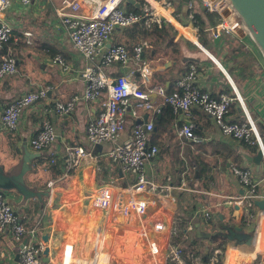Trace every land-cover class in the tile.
<instances>
[{
    "label": "crops",
    "instance_id": "1",
    "mask_svg": "<svg viewBox=\"0 0 264 264\" xmlns=\"http://www.w3.org/2000/svg\"><path fill=\"white\" fill-rule=\"evenodd\" d=\"M58 1L32 0L30 4L24 5L20 0H10L0 13V20L8 23L12 30L7 50L11 51L17 60L16 72L0 78V163L6 171H10L23 157L24 151L35 155L31 168L24 174L26 185L35 194L25 199L15 189L3 191L28 228H38L36 241L41 251L43 244L45 249L48 248L40 254L39 264L41 258L42 264H52L55 259L58 261L60 248L63 246L62 264H119L117 261L167 264V243L169 240L173 241L170 232L175 230L178 221L186 224L188 242L197 238L196 233L199 231L211 232L222 223L242 222L241 199L245 188L231 173L230 165L237 163L252 169L254 177L261 180L257 191L264 195V162L261 161L257 169L255 163L246 158L255 155L259 150L258 146L248 143L245 145L240 140L224 135L212 117L197 106H192L189 113L173 112L174 117L170 123L158 127L155 118L160 117V111L165 104L156 93H152L151 99L159 111H144L139 117H133L127 112L119 140L129 137L135 124L153 120L154 129L150 142L157 145L158 151L154 159L146 163L145 173L155 183H168L175 187L168 195H133L124 190L126 199L131 196L146 199L147 214L141 222L137 221L133 212L128 215L115 211L105 213L96 206L95 197L105 186H111L117 192L134 183L136 176L123 173L117 165L109 161L106 156L109 143L92 145L86 137V125L100 110L99 102L80 101L68 115L46 111L52 101L66 100L83 90L84 81L80 72L89 63L74 49L57 17L55 7ZM100 1L85 0L80 12L86 15L92 13ZM140 1L142 5L143 0ZM171 1L177 7L176 12L171 11V14L182 20L179 15H186L187 12V9L183 8V1ZM164 2L166 0H160L159 3L162 5ZM191 2L202 9L199 0ZM208 19L213 23L215 15L208 13ZM177 21L187 30L182 31L172 23L185 34L187 41L182 39L180 31L175 32L172 30L173 26L171 29L163 21L166 33L159 41L154 34L155 26L158 25L152 27L146 36L141 37L143 24H135L116 28L107 45L121 43L129 49L141 40H149L151 47L144 50V56L152 67L153 81L163 83L168 89L174 87L175 80L193 62L200 68L196 81L200 88L212 94L231 93L232 86L216 63L219 62L254 117L264 142V60L254 44L241 32L235 36L221 34V39L217 37L215 40L205 28L199 31L193 25L190 27L185 22L182 24ZM190 22L187 20V23ZM25 32L29 34L26 35ZM171 33L174 34L172 37ZM198 33L200 37H197ZM179 39H182V42H179ZM198 43L208 52L201 50ZM195 46L197 50L193 49ZM169 47L178 51L174 54L169 51ZM131 50L132 48L129 49ZM56 56L61 57L63 63L56 61ZM106 72L115 76L125 71L124 67L114 64L107 68ZM40 86L48 87L47 98L23 110L16 130L5 129L2 123L4 107L16 96ZM228 115L231 120L242 117L237 101L232 103ZM45 118L51 121L57 139L50 149L37 151L30 146L29 141ZM183 123L193 126L202 139L201 143H192L177 134L178 127ZM67 146L76 150L85 149L88 154L79 162L75 155L71 164L67 165L66 160H71ZM172 152L177 153L173 160ZM49 153L58 158L54 169H49L43 160V155ZM199 160L203 166L197 163ZM206 211L211 214L212 224L207 222ZM250 211L253 215L248 222L245 221L244 230L253 231L252 243L236 244L224 239L222 264H264V211L255 206ZM77 219L81 220V226L85 229L88 227V221H91L93 240L89 253L84 245L87 241L85 231L81 233L84 238L83 242H80V251L77 247L79 243H67V240L74 242V238L72 229L66 227L73 226V221ZM157 219L165 223L164 231L155 232L153 229ZM152 240L160 244L158 253H154L150 247ZM202 240L207 250V241ZM20 244L10 232L0 233V264H19L15 261V256ZM140 249H146L149 252L146 255L150 254V257L137 260L135 252ZM85 253L87 255H83Z\"/></svg>",
    "mask_w": 264,
    "mask_h": 264
},
{
    "label": "built area",
    "instance_id": "2",
    "mask_svg": "<svg viewBox=\"0 0 264 264\" xmlns=\"http://www.w3.org/2000/svg\"><path fill=\"white\" fill-rule=\"evenodd\" d=\"M28 5L32 0H20ZM85 1V0H84ZM83 0H59L55 12L63 25L72 46L88 61L80 72L84 81V88L66 100H55L46 107V111H53L59 115L70 114L80 101H97L101 108L86 125V137L92 145L109 143L106 153L109 161L117 165L123 173H132L136 176L135 182L126 188L115 192L111 186H105L95 197L96 206L108 213L119 212L128 215L133 212L138 222L144 220L147 214L148 203L146 199L131 196L126 199L124 190L133 195L136 193H170L175 187L172 184H158L150 180L145 173L146 163L152 161L157 154V145L150 142L151 132L154 129V121L146 120L133 126L129 137L120 141L119 136L124 129V115L128 112L133 117H139L144 111L158 112L159 108L151 99L152 93H156L163 104L169 105L173 112L183 111L189 113L192 106L199 107L207 115L211 116L220 131L229 137L242 140L251 145H257L263 152L264 142L260 136L257 124L243 98L240 96L228 73L223 66L216 62L227 77L232 86V92H220L212 94L206 89L200 88L196 81L200 74V68L196 63H190L186 71L174 82V87L168 89L163 83L153 81L152 67L144 56V50L151 47L149 40L144 39L132 46V50L121 43L107 45L113 31L118 28L130 27L144 21L149 26L151 23L162 25L164 19H155L156 8L149 0H143L139 11L126 9L124 0H101L90 14H82L80 9ZM158 3L160 0H155ZM204 10L215 15L213 23L205 28L213 36L221 34L235 36L242 30L240 22L235 18L231 8L224 0H199ZM10 0H0V13L6 8ZM193 5L190 1L189 7ZM197 28V27H196ZM28 35V32H25ZM12 30L8 23L0 20V78L16 72L17 60L11 51L5 46L11 38ZM55 60L63 63L61 57ZM119 64L120 67L129 66L127 72L111 75L106 69ZM48 87L40 86L37 89L27 91L12 99L3 109L2 123L5 129L16 130L19 125L21 113L28 106L45 100ZM234 101L241 107L242 117L231 120L229 110ZM177 134L185 140L197 143L200 136L194 131L190 123H183L177 129ZM57 134L51 121L45 118L36 134L30 138V146L37 151L50 149L56 141ZM67 152H77L72 146L66 147ZM74 156L72 154L71 160ZM231 173L236 176L245 188L242 196L243 217L246 222L253 213L250 205L253 199L264 197L257 191L260 179L254 177L252 169L230 165ZM177 187V186H176ZM183 187V186H180ZM163 214V212H161ZM160 216V214H159ZM158 216V217H159ZM207 218L209 212H205ZM153 229L164 231L166 226L161 219L154 222ZM10 232L20 243L18 247L19 264H39L40 247L35 244L34 228L28 230L15 208L7 199L5 192L0 190V233ZM174 230L170 232V236ZM150 247L154 253H158L160 244L158 241H150ZM182 249L174 245L171 240L167 243V259L176 264H186L181 256ZM193 262L198 264L197 258Z\"/></svg>",
    "mask_w": 264,
    "mask_h": 264
},
{
    "label": "water",
    "instance_id": "3",
    "mask_svg": "<svg viewBox=\"0 0 264 264\" xmlns=\"http://www.w3.org/2000/svg\"><path fill=\"white\" fill-rule=\"evenodd\" d=\"M182 1L183 8L186 10L189 7L191 0ZM224 2L231 8L235 18L240 22L242 35L247 36L251 40L264 60V0H224ZM123 5H131L137 9H141L140 0H124ZM173 35L174 34L171 33V37ZM199 48L208 52L207 49L200 44ZM129 68L128 65L124 66V71L127 72ZM241 113L243 112L241 111ZM33 156L31 153L24 151L23 157L10 171H6L4 166L0 163V190L15 189L22 194L25 199L35 194V192L30 189L24 181V174L31 168ZM246 158L254 162L258 169L263 159V152L259 149L255 155L252 157L246 156ZM253 205L264 211V197L253 199ZM196 237L206 239L207 248L219 239L234 241L236 244L250 245L253 241V231L244 230V226L240 223H222L214 231L197 232ZM23 243H25V239L20 246ZM15 261L17 263L19 262L18 254L15 256Z\"/></svg>",
    "mask_w": 264,
    "mask_h": 264
},
{
    "label": "trees",
    "instance_id": "4",
    "mask_svg": "<svg viewBox=\"0 0 264 264\" xmlns=\"http://www.w3.org/2000/svg\"><path fill=\"white\" fill-rule=\"evenodd\" d=\"M129 10H134V11H139V9L135 8L134 6H127L126 7ZM200 7H195L193 5H191L189 7V9L186 12V15H188V17L190 18V21L192 23L193 26L197 27V29L199 31H203L204 28L207 27L208 24H211L210 21H208V12H206L204 10V8L202 7V9H199ZM206 12V13H205ZM207 17V18H206ZM175 18L177 20H179L181 22V20L175 16ZM182 23V22H181ZM138 24H143L144 29H141V37L146 36L148 34V32H150L151 28L154 27L156 24L155 23H151L149 26L144 24V21L138 22L136 23V25ZM166 33L165 30V24L162 23V25L160 26H155V38L157 41L160 40V38H162V36ZM11 39V38H10ZM9 39V41H10ZM7 48V44L5 46L4 51ZM132 47H130L129 49H131ZM161 115L160 117H156V123L158 124V127H163L165 124L170 123V121L173 119L174 117V113L172 108L169 105H165V107L163 109H161ZM195 131V130H194ZM241 142H243L245 145L247 143H245L244 141L240 140ZM202 139L200 142H197V144L201 143ZM57 157L54 156V154H44L43 155V160H45V162L47 163L46 166L49 169H54L55 165L57 164ZM200 166H203V164H201V160H199L197 162ZM238 166H241L237 163H234ZM250 210L253 209L254 205L251 204L250 205ZM211 215V214H210ZM20 220L23 222V218H20ZM242 222H240V224L242 226L245 227L246 223L244 220V217L241 220ZM208 224H212V218L211 216L208 218ZM23 224L25 225V227L30 230L31 228H28V226L25 224V222H23ZM185 227L186 224L182 222H177L176 224V228L174 230V234H173V241L172 243L174 245H178L181 247L182 249V258L184 259L186 264H195L193 262L194 258H197L199 263L198 264H222L223 262V254H224V250H225V240L224 239H219L217 241H215L214 243L211 244V246L205 250V246H204V241L202 240L203 238H195L192 239L191 241L188 242V236L185 232ZM36 234L38 235V232H36ZM188 242V243H187ZM35 244L37 245V241L35 242ZM167 264H176L174 261L168 259V263Z\"/></svg>",
    "mask_w": 264,
    "mask_h": 264
},
{
    "label": "rangeland",
    "instance_id": "5",
    "mask_svg": "<svg viewBox=\"0 0 264 264\" xmlns=\"http://www.w3.org/2000/svg\"><path fill=\"white\" fill-rule=\"evenodd\" d=\"M165 1V0H164ZM193 2V1H192ZM159 4H161V3H159ZM163 8L164 9H166L170 14H171V11H174V12H176V10L175 9H177V7H175L174 5H173V2L170 0H166V2H164L163 4ZM161 5V6H162ZM193 6H195V4H193ZM196 7V6H195ZM169 8L171 9V10H169ZM189 9V7L187 8V10ZM155 12H156V14H155V16H154V18L155 19H164V21L167 23V27H169V28H171L172 29V27L171 26H173L174 28L172 29V30H174L175 32H181V36H182V39H188L186 36H185V34L181 31V30H179L172 22H170V21H168L167 20V18L161 13V12H158L156 9L154 10ZM180 12V11H179ZM174 18H175V15H173V14H171ZM179 17L180 18H182V20H181V22H182V24H184V22L188 25V26H190V27H192V24H191V22H190V24L189 23H187V20H189L190 21V18L188 17V16H186V15H183V14H180L179 15ZM176 19V18H175ZM187 19V20H186ZM188 31H190V32H194V31H192V30H189L188 29ZM211 35V34H210ZM213 38H215V40L217 39V37H219V39H221V37L222 36H213V35H211ZM197 37H200L199 36V33H198V35H197ZM182 39H179V42L181 41L182 42ZM218 39V40H219ZM185 41H187V40H185ZM173 49V50H172ZM193 49H195V50H197V47L195 46ZM172 51L174 54L176 53V50H175V48H173V47H169V51ZM178 51V50H177ZM81 148H77V150H80ZM72 154L73 155H76V153L74 152H68V155L69 156H72ZM175 155H177V153H174L173 154V152H172V160H173V158H174V156ZM170 156V155H169ZM169 160V159H168ZM67 162H66V164L67 165H70L71 164V161L72 160H70L69 162H68V160H66ZM53 183V182H52ZM90 202V201H89ZM91 209H93L92 207H91ZM90 220V219H89ZM91 222V221H90ZM90 222L88 221V227L85 229V228H83L82 226H81V220L80 219H77V221H73V226H69V227H66L67 229H72V232H71V234H72V237L74 238V242L73 241H69V240H67V243H73L74 245H78L77 243H79V245L77 246L78 247V251H80V242H83V238H84V236L82 237V232L83 231H85V235H86V237H87V241H86V243L84 244L85 245V248H86V251H87V253H89V250H90V247H91V242H92V240H93V235H92V228H91V225H90ZM38 231V228H34V232H35V238H37V236H36V232ZM64 234V233H63ZM85 237V238H86ZM65 243H66V241H65ZM39 247H40V245H39ZM64 247V246H63ZM63 247L62 248H60V259L58 260V261H56V259L53 261V263L52 264H62V255H63ZM42 249H43V251H41V248H40V254L42 255V252L44 253V250H46V249H48L47 247H46V249H45V244H43V246H42ZM147 252L148 251H146V249H140V250H138L137 252H135L136 254H137V257H136V259L138 260L139 258L140 259H143V258H149L150 257V254L149 255H146L147 254ZM87 253H85V254H83V255H87ZM149 253V252H148ZM78 255H79V253H77ZM109 253L107 252V255H108ZM42 258H41V262H40V264H42ZM119 264H150V262H141V261H136V263H123L122 261H117Z\"/></svg>",
    "mask_w": 264,
    "mask_h": 264
},
{
    "label": "bare ground",
    "instance_id": "6",
    "mask_svg": "<svg viewBox=\"0 0 264 264\" xmlns=\"http://www.w3.org/2000/svg\"><path fill=\"white\" fill-rule=\"evenodd\" d=\"M153 6L159 11L161 12L167 19L171 20L173 23H175L182 31L187 30L185 27L181 26L180 23L174 18L172 17V15L166 10L164 9L157 1L155 0H149ZM192 35V34H191ZM192 39H194L193 36H191ZM86 154H88V152L85 149H80L76 152V157L78 158V162L79 160L83 159V157L86 156ZM71 157V156H70Z\"/></svg>",
    "mask_w": 264,
    "mask_h": 264
}]
</instances>
